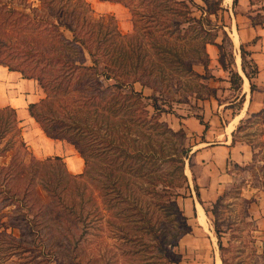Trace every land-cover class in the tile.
<instances>
[{
	"label": "trees",
	"instance_id": "obj_1",
	"mask_svg": "<svg viewBox=\"0 0 264 264\" xmlns=\"http://www.w3.org/2000/svg\"><path fill=\"white\" fill-rule=\"evenodd\" d=\"M99 1L121 4L128 10L131 32L122 34L112 16L94 18L86 0H0V66L36 83L45 97L27 105L29 117L47 138L71 144L85 168L97 163L104 177L101 187L117 194L121 199L117 202L140 212L137 203L120 192L118 179L129 175L144 181L153 198L164 197L178 214L176 190L189 188L184 165L192 147H184L183 130L173 131L160 121L164 110L157 105L155 94L164 84L179 82L182 77L203 79L193 66L199 64L208 71L207 44L216 46L217 61L223 71L227 69L222 44L215 43L222 26L211 20H216L222 0L205 2L201 8L205 17L192 16L191 0ZM211 2L216 5L212 10ZM250 20L254 26L264 23L259 13ZM240 57L241 70L250 80L256 68L246 61L242 47ZM245 65L252 67L251 71ZM231 73L238 89L241 78ZM136 84L152 91V116L146 98L135 90ZM50 98L53 101L48 104ZM252 117L264 120V110ZM196 119L202 123L201 117ZM165 142L170 146L161 157ZM15 152H23L34 161L15 109L0 105V160L9 159L0 165V196L5 200L0 204V252L7 258L29 252L33 258L42 255V248L33 242L39 238L37 229L16 208L2 213L10 206L22 210L31 190L30 178L21 198L10 184L32 176L31 168L13 164ZM158 160L171 167L172 176L164 181L157 172ZM47 184L50 195L57 199L54 183L48 180ZM103 194L106 197L108 193ZM26 239L33 242L31 247ZM175 240L170 242L172 247Z\"/></svg>",
	"mask_w": 264,
	"mask_h": 264
},
{
	"label": "rangeland",
	"instance_id": "obj_2",
	"mask_svg": "<svg viewBox=\"0 0 264 264\" xmlns=\"http://www.w3.org/2000/svg\"><path fill=\"white\" fill-rule=\"evenodd\" d=\"M86 1L94 18L112 16L122 34L131 32L130 15L121 4L106 7L99 0ZM191 1L192 16L205 17L201 8L204 9L205 2L214 0ZM215 6L213 2L209 5L211 10ZM220 16L224 14L218 11L216 20L211 17L212 22L218 25ZM221 42L226 70L208 64V71L204 72L199 64H195L194 71L202 74L203 79L197 81L182 77L179 82L162 84L160 92L155 94L157 105L164 110L160 121L169 128V120L185 116L201 117L200 111L206 99L214 97L218 102L226 103L236 95L238 82L231 73L233 61L229 41L223 38ZM9 75L0 66V105L15 109L23 140L34 161L30 162L23 152L14 153L13 164H22L24 169L31 168L32 176L19 178L10 184L13 189H18L17 195L21 198V190L30 178L31 190L23 201L22 210L18 206H10L2 213L16 208L26 216L29 225L39 233V238L33 242L36 247L42 248V255L29 258L27 252L24 256L7 258L0 252V264H216L217 259L220 264H259L254 225L247 219L244 204L236 196L235 187L219 197L215 205L202 206L205 225H201L197 221L193 199L188 195L190 186L189 190H176L179 195L175 201L180 211L176 214L164 197L153 198L151 188H147L144 181L123 175L122 180L118 179L120 192L122 197L137 203L140 209L137 213L125 202H117L121 199L112 190L101 187L104 177L97 163L85 168L71 144L44 137L39 126L29 117L27 105L37 103L45 96L34 81H22L17 75L11 79ZM174 77H177L176 74ZM135 90L146 98L145 103L152 116L155 113L150 98L152 91L141 89L137 84ZM52 101L53 98H50L48 104ZM17 112L25 115H17ZM260 121L259 118L249 119V125L242 126L241 137L257 141L256 136L261 132ZM185 135L184 147H193L203 140L199 135ZM209 139V142L217 141L214 134H209ZM169 146L170 143H163L161 157H165ZM55 157L59 159H48ZM76 158L81 159V165L73 172L68 164ZM8 160H0V165ZM158 163L157 172L162 181L172 176L168 163L159 160ZM187 163L185 161L184 168ZM48 180L54 183L57 199L47 190ZM163 183L157 186L158 192ZM104 192L108 193L107 198ZM4 201L1 195L0 204ZM14 232L19 233L17 230ZM173 238L177 241L174 247L170 245ZM27 241L31 247L33 242Z\"/></svg>",
	"mask_w": 264,
	"mask_h": 264
},
{
	"label": "crops",
	"instance_id": "obj_3",
	"mask_svg": "<svg viewBox=\"0 0 264 264\" xmlns=\"http://www.w3.org/2000/svg\"><path fill=\"white\" fill-rule=\"evenodd\" d=\"M100 2L106 7L114 5ZM263 6L264 0H222L220 3V13L224 16L218 19L222 29L218 31L215 43L222 44L223 38L229 41L233 72L241 78L236 95L226 103L218 102L214 97L206 99L200 111L202 123L194 116L169 120L173 131L181 129L187 135L203 137L192 147L184 168L194 209L197 204L202 208L214 203L235 187L236 196L244 204L245 215L254 225L259 264H264V120L260 121L261 132L256 136L257 141L241 137V131L242 126L249 125L248 119L264 110V23L254 26L250 20L259 13L264 22ZM240 47L245 52L246 61L252 62L256 68V73L250 74V80L241 70ZM205 50L209 64L222 70L217 61L216 46L207 44ZM245 66L248 72L251 71L252 67ZM6 72L11 74L9 76H19L22 81H32L22 79L16 72ZM209 134L216 135L217 141L209 142ZM80 165L81 159L76 158L71 159L68 167L76 172L75 168L79 170Z\"/></svg>",
	"mask_w": 264,
	"mask_h": 264
},
{
	"label": "bare ground",
	"instance_id": "obj_4",
	"mask_svg": "<svg viewBox=\"0 0 264 264\" xmlns=\"http://www.w3.org/2000/svg\"><path fill=\"white\" fill-rule=\"evenodd\" d=\"M227 1H228V0H227ZM224 2H225V1H224ZM10 75H11V74H10ZM13 77H14V76H10L9 78L12 79ZM14 78H15V77H14ZM18 115H20V116H24L25 114L23 115V113H18ZM74 161H76V160H74ZM75 169L78 170L77 167H76ZM74 171H75V170H74ZM186 173H187V171H186ZM187 175H188V174H187ZM195 206H196V209H195L196 212H195V213H196V215H197V221H198L201 225H205V224H204V218H205V217H204V211H203V209H202L201 206L198 205V204L195 205ZM205 223H206V222H205ZM210 236H211V235H210ZM214 253H215V252H214ZM215 257H216V256H215ZM215 259H217V258H215ZM215 259H214V260H215ZM216 264H220L219 259H217Z\"/></svg>",
	"mask_w": 264,
	"mask_h": 264
}]
</instances>
